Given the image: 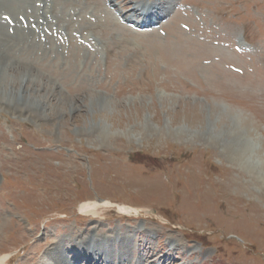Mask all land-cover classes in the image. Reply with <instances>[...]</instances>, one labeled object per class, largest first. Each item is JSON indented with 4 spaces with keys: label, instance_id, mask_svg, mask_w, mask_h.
<instances>
[{
    "label": "rangeland",
    "instance_id": "rangeland-1",
    "mask_svg": "<svg viewBox=\"0 0 264 264\" xmlns=\"http://www.w3.org/2000/svg\"><path fill=\"white\" fill-rule=\"evenodd\" d=\"M106 2L0 0V264H264V0Z\"/></svg>",
    "mask_w": 264,
    "mask_h": 264
},
{
    "label": "bare ground",
    "instance_id": "bare-ground-1",
    "mask_svg": "<svg viewBox=\"0 0 264 264\" xmlns=\"http://www.w3.org/2000/svg\"><path fill=\"white\" fill-rule=\"evenodd\" d=\"M108 2L111 5H113V6H118L119 5L118 0H108ZM148 7L151 8V9L154 8L153 5L151 7L150 5H145L144 3H142L141 6H139V7L135 6L131 10V13H127L126 14L127 17H124V18H129L130 19V18L136 17L137 16L136 15L137 11H142L141 17L144 16V15H147V14H149L148 13V11H149ZM153 15L154 14H150V17L153 16ZM229 134H230V136H233L232 132L229 133ZM247 147L246 146H242V144L240 145V143H238L236 141L235 145H232V147L229 146V150H232V153L235 154V158L236 159L239 158V159L243 160V158L245 156V152H246L245 150L249 149ZM236 148H238V149H236ZM249 168L254 173L255 169H252V167H249ZM254 175H255L256 179L259 182H261L262 185H264V172H262V173L261 172H256V174H254ZM101 205L102 206L105 205V206L109 207V206H112L113 204L111 202H109V201H107V202L105 201L104 203H101V204L97 203V202H95V203L87 202L85 204H82L80 209H81V211L85 212V214H88V213H92L93 214L95 209L98 208V207H101ZM119 208H120L119 212L122 213L125 216L130 217L132 215V213H133L132 210L130 208H128V207H119ZM119 235H120V237L119 238L117 237L115 239H113L112 236L104 238L103 242H106L108 245L107 244L105 245V243H103L102 241L101 242L100 241L97 242V241H93V240L92 241L91 240H87L86 241V239H85V241L83 242V240H82L81 241V246H84L83 251L92 250V252H90V253H92V255L90 254V255H88V257H82V255L79 252H75V250H73L71 248L70 252L65 251V253H68L69 255L73 254V259L75 260V262L74 263H70V264H79V262H82V264H112V261H114L115 264H133L132 262L128 261V259H129L128 257L133 252L132 247L133 248L135 247V246H131L132 237L130 235L126 234V233H121V234L119 233ZM118 242H120L119 243L120 245H118L119 249L117 251H115V253H114L112 248H114L115 246L113 244L114 243H118ZM93 245H94V248L90 249ZM62 247L63 246L60 245V244L56 245L55 249L52 250L49 253V255H48V257L50 259H52L56 264H68V259L65 256L66 254L64 253V251H62ZM171 247H172V245H171ZM147 249L148 248H145V246H142V245H139V247L134 248L135 254L139 255L138 261L134 262L135 264H154L155 263L156 260H154V256L153 255L151 256L150 253H146L145 254V251L147 252ZM88 254H89V252H88ZM93 255L97 256V257H94ZM105 258H106L107 261L105 260ZM86 259H88V260H86ZM158 261H160V259H158Z\"/></svg>",
    "mask_w": 264,
    "mask_h": 264
}]
</instances>
